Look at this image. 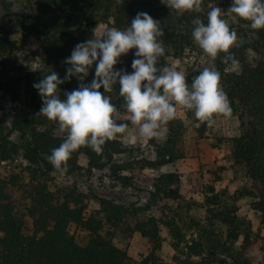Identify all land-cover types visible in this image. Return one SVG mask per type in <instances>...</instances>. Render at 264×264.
I'll use <instances>...</instances> for the list:
<instances>
[{
    "label": "trees",
    "instance_id": "16d2710c",
    "mask_svg": "<svg viewBox=\"0 0 264 264\" xmlns=\"http://www.w3.org/2000/svg\"><path fill=\"white\" fill-rule=\"evenodd\" d=\"M166 3L167 0H35L33 10L43 15L66 9L75 11L84 5L85 28L75 32L67 21L54 19L41 26L21 23V30L26 39L37 41L38 49L35 52L46 75L55 71L63 79L69 67L63 61L70 57L78 43L91 38L92 26L111 22L112 27L123 30L138 13L146 12L161 23L165 33L160 39L164 42L166 52L158 62V67H164L167 66L166 56L170 54V48L182 49L184 45H193V19L199 16L207 23V12L211 8L223 5L230 8L233 0H204L203 13H185L183 16L176 15ZM237 18L242 24H250ZM250 36L260 58L254 63H246L232 49L234 58L240 62V69L238 73L230 75L231 85L226 93L233 109L232 116L237 118L240 127V133L228 139L229 157L243 165L248 186L231 194L229 202L223 201L218 193L208 197L203 204V220L190 221L189 238L178 225L182 221L178 208L183 201H186L189 210L196 203L183 198L179 191L180 176L174 171L154 177L150 202L143 206L130 210L102 197L99 207L87 213L84 199L88 195L79 192L76 186L54 190L50 187L52 173L56 169L48 157L66 135H55L49 129L36 126L35 119L40 113L42 99L38 90H31L25 113L12 119L11 130L20 132L21 143L9 140L7 134L0 135V162L17 157L26 162L25 173L0 171V264H129L127 253L113 241V234L118 231L127 237L135 232L140 234L151 245L142 264H154L162 244L161 227L170 236L168 243L174 251L173 264H219L223 258L218 250L230 257L233 264H246L245 260H241L244 252L256 246L264 253V236L251 237L252 233L242 230L234 205L238 198L251 197L252 207L264 226V29L251 28ZM17 48V42L0 30V65ZM227 60L232 64L228 57ZM217 71L223 75L220 63ZM200 72L194 70L188 73L187 83L191 85ZM94 74L95 65L84 83L90 84ZM79 84L72 77L60 85L61 98H66L64 93L77 89ZM106 95L111 97V102L119 112L128 116L123 120L116 119L117 123L134 126L130 114L123 107L124 99L119 95V89ZM187 115L197 123L195 128L198 136H203L208 127L199 124L193 110L187 111ZM165 127L167 132L161 143L157 139L149 140L155 147L156 157L141 159L142 167L156 168L185 157L182 121L175 118ZM223 142L221 137L211 138L214 148L220 149ZM125 150L118 138L106 142L100 153L82 147L72 154L67 170L63 172L67 175L79 172L90 174L95 169L108 168L110 175L122 186H130L132 176L129 173L134 170L133 164L114 161ZM123 171H127V174H123ZM16 192L27 202L24 209H19L17 205ZM158 200L164 202L158 216L146 215L135 220L133 225L128 223L130 218L148 211L152 204H158ZM217 223L226 226L220 234L215 230ZM73 225L87 233L84 242L80 243L70 233ZM241 236L240 243L235 246Z\"/></svg>",
    "mask_w": 264,
    "mask_h": 264
},
{
    "label": "rangeland",
    "instance_id": "374dc122",
    "mask_svg": "<svg viewBox=\"0 0 264 264\" xmlns=\"http://www.w3.org/2000/svg\"><path fill=\"white\" fill-rule=\"evenodd\" d=\"M35 0H0V30L6 32L12 40L17 42L18 48L10 53L6 62L0 65V135L7 134L8 139L21 143L20 132L11 130L12 119L19 114H24L27 108V102L30 100L29 92L37 90L33 87L44 78L46 72L40 64L39 57L36 55L38 49L37 41L26 39L21 30V23L41 26L44 23L54 19L67 21L70 27L75 31L85 28L83 12L86 10L81 5L78 10L66 9L63 12L53 11L50 14H39L33 10ZM222 10V19H224L231 30L237 32L240 38L237 46L233 47L237 56L246 63H254L260 58V55L253 48L254 41L250 36V24H242L234 13H231L228 5L220 7ZM109 24H96L91 27V38L98 36L106 27H112ZM232 49L230 51H232ZM241 50V52H240ZM136 49L129 51L127 55L120 58V62L114 66L116 70L124 69L128 73L133 71L131 64L135 58ZM170 54L166 56L167 66L173 67L182 72L185 77L194 70L202 71L204 67H214L217 70L219 63L222 65L223 75L221 76V86L227 93L230 88L231 74H236L240 69V62L233 66L227 60L225 53H220L214 65L202 52L198 45H184L182 49L170 48ZM233 54V52H231ZM226 55V54H225ZM119 89V85L113 87L112 93ZM102 93L104 89L100 90ZM107 94V93H105ZM114 97V94L111 95ZM177 107L176 118H179L183 125V145L185 157L174 162L157 166L156 168L142 167L141 159H155V147L149 143V139L144 138L137 126H129L126 132L118 135L117 138L125 147V152L114 158L118 162H131L134 170L129 173L132 176L130 186H122L114 177L110 175L108 168L102 170H93L90 174L79 172L74 175H67L64 172L55 170L52 173L51 189H57L66 186H76L77 190L88 195L84 199L85 211L93 212L99 207V199L104 197L122 204L128 208L143 206L150 202V191L154 177L174 171L180 176L179 191L185 200L193 201L196 204L192 209L186 208V201L180 203L178 210L181 212L182 221L178 225L190 237L191 220L202 221L205 216L203 206L205 200L214 193L220 194V198L229 202V196L236 190L248 186L245 169L241 163L234 161L229 157L230 142L228 139L240 133L239 122L235 116L230 118L218 117L213 127L207 128L203 136H198L196 132L197 123L187 115V110L179 105ZM36 126L51 130L55 135H66L59 129L58 124L48 120L42 114L36 115ZM126 116L119 112L116 119L123 120ZM160 143L164 140L167 129L161 128ZM212 137H221L224 139L220 149L211 146ZM26 162L20 158L14 160L1 161L0 171L5 173L26 172ZM127 174V171H123ZM213 189V191L211 190ZM19 209H24L27 202L19 193H15ZM164 202L158 200V204L151 205L148 211L139 216L128 220L133 225L135 220H140L146 215L158 216ZM173 206H177L172 204ZM236 216L242 223V230L255 235L264 236V226L260 224L258 213L252 207L251 197H241L235 200ZM226 226L216 224L217 234L222 233ZM70 233L80 242L87 239V233L77 226H71ZM162 238L161 249L157 253V259L154 264H173L174 251L169 246L170 236L164 227L160 228ZM242 236L235 243L237 246ZM114 243L124 250L129 259V264H142L151 249V245L138 233L127 237L122 231L113 234ZM220 257L223 258L219 264H233L230 257L225 256L218 250ZM241 260L246 264H264V253L258 248L253 247L241 255ZM213 264H218L214 262Z\"/></svg>",
    "mask_w": 264,
    "mask_h": 264
},
{
    "label": "clouds",
    "instance_id": "9594fccd",
    "mask_svg": "<svg viewBox=\"0 0 264 264\" xmlns=\"http://www.w3.org/2000/svg\"><path fill=\"white\" fill-rule=\"evenodd\" d=\"M203 4L204 0H167L166 3L178 16L203 13ZM228 11L249 21L253 30L264 29V0H233ZM192 24L194 42L213 65L220 53H225L233 66L238 64L230 50L237 46L240 38L222 19L220 7L207 12V23L197 16ZM164 35L159 21L140 12L127 28L106 27L98 36L78 43L70 57L63 61L69 65L63 79L51 71L33 84L42 99L40 114L58 124L60 131L66 134L48 157L54 169L66 171L72 154L80 148L89 147L100 153L106 142L126 132L128 124L117 123L118 109L105 94L112 92L117 84L131 124L149 140L161 139L160 130L176 118L177 105L193 110L199 124L209 128L218 117L233 115L231 102L221 86V73L214 67H204L191 85L185 75L173 67H158L159 59L166 52L160 39ZM132 49H136L131 64L133 71L116 70L114 66L120 58ZM93 65L94 78L90 84H85ZM72 77L80 82L79 87L66 91V98H61L60 85Z\"/></svg>",
    "mask_w": 264,
    "mask_h": 264
}]
</instances>
